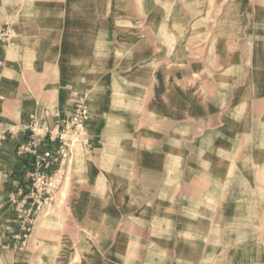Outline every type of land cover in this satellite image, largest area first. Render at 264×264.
<instances>
[{"label":"crops","instance_id":"crops-1","mask_svg":"<svg viewBox=\"0 0 264 264\" xmlns=\"http://www.w3.org/2000/svg\"><path fill=\"white\" fill-rule=\"evenodd\" d=\"M159 6L31 1L10 38L15 63H0V131L11 130L0 148L1 248L36 245L25 217L36 158L19 153L33 120L53 130L83 104L70 223L54 239L72 245V264H264V0L222 16L195 45L175 34L185 36L175 49L173 33H145L143 9ZM40 143L56 154L59 142ZM39 243L23 257L46 259L51 239Z\"/></svg>","mask_w":264,"mask_h":264},{"label":"rangeland","instance_id":"rangeland-1","mask_svg":"<svg viewBox=\"0 0 264 264\" xmlns=\"http://www.w3.org/2000/svg\"><path fill=\"white\" fill-rule=\"evenodd\" d=\"M31 1L33 0H0V24L3 26L4 30L10 29V31L15 32L19 27L21 28V26H25L29 22L28 18L31 15ZM254 1L255 0H159V9H143L145 33L157 31L160 33H173L176 40L170 41V44L173 45L172 47L175 49L182 47L185 38V36L177 37L175 34L186 32V37L189 39L192 37L191 42L195 45L194 43H199L201 32H213L215 23H217L222 16L239 15L242 17L250 15L251 12L253 13L254 9H249L248 7L253 6ZM143 2L144 5L151 4V0H143ZM183 5L186 7H182ZM201 15L209 17L208 24L206 25L205 23L202 29L199 25V17ZM152 16L158 17L160 23L154 21L155 23L152 24L150 21H147ZM190 21L192 24H189ZM194 24L195 26H193ZM191 33L193 34L192 36H190ZM180 38L182 39L180 40ZM16 42L15 39H11L0 43V63L5 65H13L15 63V58H13V45L16 44ZM22 63H24V60ZM20 75H23L24 79H28L27 73ZM4 76L5 79H7L8 76L11 77L13 75L5 73ZM83 128L80 129L79 136L72 138L68 143L67 158L62 167L64 172V182L62 186L47 200L41 211L35 216L33 223L27 227L28 231L26 235L28 237L33 235L32 241H36L35 247H31L29 250L19 249V252L11 250L10 247H0V264H43L42 260H46V264H57L56 262L59 260L60 263L58 264H62L61 260H63V264H72L71 257L75 251L72 250V245H70V247H56L54 239L56 231L61 229L65 222L70 223L65 221L66 218L64 215L72 206L71 192L75 186L72 182V167L74 155L79 156L82 151V139H84L82 133L86 132ZM41 228L43 232L40 233ZM41 234L51 239L49 246L43 249L44 255L47 256L46 259L37 257L41 251L39 243ZM24 254H36L37 256L25 258L23 257Z\"/></svg>","mask_w":264,"mask_h":264},{"label":"built area","instance_id":"built-area-1","mask_svg":"<svg viewBox=\"0 0 264 264\" xmlns=\"http://www.w3.org/2000/svg\"><path fill=\"white\" fill-rule=\"evenodd\" d=\"M14 34L9 29L4 30L0 25V43L9 41ZM86 109L78 105L74 114L56 129L51 130L46 124H40L36 120L30 127L31 138L27 143L20 145L19 153L31 154L36 158L35 171L32 173V188L30 192L31 208L25 212L29 226L33 223L35 216L41 211L47 200L62 186L64 182L63 164L67 158L69 141L78 137L80 129L86 121ZM62 125L63 128H60ZM11 130L0 131V148ZM40 142L54 144L59 142L56 154L50 152L40 153ZM55 169L52 170V167Z\"/></svg>","mask_w":264,"mask_h":264}]
</instances>
